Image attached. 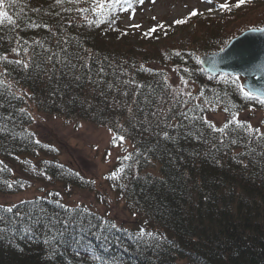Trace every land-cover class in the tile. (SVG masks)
Instances as JSON below:
<instances>
[{"label":"trees","instance_id":"16d2710c","mask_svg":"<svg viewBox=\"0 0 264 264\" xmlns=\"http://www.w3.org/2000/svg\"><path fill=\"white\" fill-rule=\"evenodd\" d=\"M161 1L144 0L140 4L133 0L132 8L118 11L114 22L89 26L83 14L75 10L77 6L68 0L63 4H57L56 0H16L15 3L5 0L4 10L20 27L14 30L6 24L0 27V54L10 53V49L17 46V40L28 41L29 46L40 41L46 47L56 48L58 40L69 39L70 50L79 51L92 67V82L85 71L69 72L62 76L59 91H56L53 88L55 81L49 83L46 78L37 79L35 73L29 78L25 73L13 70L15 66L0 65V70L6 67L11 73L5 79L11 92L34 94V99H28L26 103L13 100V105L26 108L31 117L34 110L67 122H87L111 129L113 134L126 136V142L131 143L129 153L146 148L155 151L147 153L151 163L140 161V176L144 179L129 180L122 176L114 181L107 178L123 164L130 163L123 161L127 153L119 156L105 177L117 202L124 203V209L136 217L134 226H120L114 218L86 206L94 214L90 219L96 227L85 232L83 242L101 259L94 261L83 252L77 257L70 248L61 249L64 255L53 256L42 243L39 232L35 238H28L22 235L21 228L15 235L11 231L0 235V264H68L69 261L71 264H264V157L257 155L259 148L250 158L244 155L248 149L242 144L232 145L226 141L220 145L208 135L210 130L199 124L200 117L209 120V115L220 113L224 115V121L219 125L215 123L219 127L232 113H238L241 121L264 131V106L245 100L234 85L220 80L222 74L212 75L213 79H209L210 74L199 62L204 55L222 51L244 32L264 27V0H252L251 4L241 8L233 7L221 18L195 16L179 25L176 32L160 28L133 42L125 21ZM199 1L205 3V0ZM230 3L234 5L235 1ZM88 15L94 19L91 13ZM29 22L47 24L52 31L32 28L27 26ZM177 52L179 56L175 54ZM16 58L15 54H9V59ZM101 66L107 75L98 77L96 73ZM75 75L81 78L77 80ZM181 77L189 81L187 86ZM165 78L170 90L190 92L194 97L204 93L199 101L186 96L183 99L189 100L188 108L201 104L203 111H190L189 116L197 117V127L205 131L211 144L183 136L175 142L160 141L157 144L155 136L132 127L129 114L118 103L124 98L119 92L108 91L106 86L107 82L115 83L117 79H134L151 85L147 91L155 89V93H160L166 86ZM97 79H103L105 83L97 85L94 83ZM53 91L55 95L50 94ZM9 111L13 110L0 109L5 115ZM245 113H261L262 116L254 125L243 118ZM177 122L189 124L179 116ZM33 125V119L18 111L13 112L12 121H0V126H6L8 130L0 132V194H17L34 186L42 187L46 193L28 201H37L49 213L63 214L52 201L74 207L76 205L66 202L65 197L76 190L95 194V184L80 171L60 162L57 148L41 141ZM238 160L248 166L244 167ZM122 183L127 187L121 189ZM8 184L12 187L8 188ZM17 205L24 212L31 207ZM38 210H33V215ZM105 220L115 223L120 230L102 233L101 228H106ZM0 227L4 225L0 223ZM141 228L166 239L158 247L138 243L135 235ZM104 237H107L106 241Z\"/></svg>","mask_w":264,"mask_h":264},{"label":"snow or ice","instance_id":"6c2138e0","mask_svg":"<svg viewBox=\"0 0 264 264\" xmlns=\"http://www.w3.org/2000/svg\"><path fill=\"white\" fill-rule=\"evenodd\" d=\"M15 3L16 0H11ZM69 3L77 6L75 10L83 14V18L89 26H100L104 23L114 22L115 15L118 11H126L132 8L133 0H68ZM144 0H138V3L143 4ZM155 3V0H152ZM206 3L212 4V0H205ZM57 4H63L64 0H56ZM252 0H235V4L230 3V0H225L223 3H219L218 6L210 7L207 9L208 12L222 11L231 12L233 7L241 8L242 6L251 4ZM81 4H87V7H79ZM5 9V0H0V27L6 25L11 26L10 30H14L20 25L17 20H15L12 15H10ZM33 11H39V9H33ZM89 13L94 16V19L89 18ZM203 15L199 13L198 10H193L190 15L184 19H178L175 24L182 25L187 22L188 19L195 17L197 15ZM155 19V17L153 18ZM27 26L32 28H45L49 31L52 29L47 24H38L34 22H29ZM132 28H140L141 25L133 24L130 25ZM159 28H163V25H157L144 33V36L148 37L151 34L157 32ZM252 32L264 33V27H254L250 29ZM125 35L128 33L125 32ZM17 46L10 49L8 54H0V65H11L15 66L13 70H19L25 73L29 78L35 73L37 79L46 78L49 83L55 81L53 88L59 91V82L62 76L67 75L69 72L76 73L80 71H85L88 75V79L91 81L92 67L88 63L86 57L81 55L79 51L70 50L71 40L64 39L63 41H57V47H46L40 41H34V46H29L28 41H23L21 43L19 40L16 41ZM9 54H15L16 59H9ZM177 56L180 55L179 52L175 53ZM203 63V61H199ZM59 65V68H57ZM215 64L210 72H215ZM184 71H189L185 69ZM101 74L107 75L105 73L104 67H100L96 73L99 77ZM123 72L121 71V75ZM11 73L8 72L7 68L4 67L0 70V109L13 110L9 111L7 115L0 113V121H12L13 112L18 111L23 115H28L29 118L31 114L27 112L24 107L16 108L12 101H22L27 102L28 99H34V94L27 91L20 95L11 92L10 85L5 84V79L9 77ZM75 79L79 80L81 77L79 75L74 76ZM258 79H264V74L257 77ZM209 79H213L212 75H209ZM220 80L224 84H232L238 89L240 94L245 100L255 101L261 106H264V88H255L249 86L245 88L243 84L240 83V77L237 75L230 78V74L223 73L220 76ZM167 78H165V87L162 88L160 93H155V89H151V85L142 84L134 79L129 80H119L115 83L107 82L108 91L119 92L124 98L118 103L126 109L128 115L129 123L133 128H137L141 131L149 132L152 136L157 139V144L160 141L165 142H175L179 136L184 138L192 137L198 141H202L205 144H211L212 140L218 141L220 145L227 143L236 145L242 144L246 149H248L244 155L252 157L253 153L257 152V148L260 152L257 153L258 156L264 157V131H261L259 127H253L252 124L241 121L239 119L238 113H232L229 119L223 123L221 126H217L215 123L205 119L204 117L199 118V124L204 128L210 130L208 135L212 136V140L206 138L205 131L197 127V117L195 115L189 116V112H194L195 110L203 111L200 103H196L192 108H188L189 100L183 99V97H189L193 101H199L204 93L201 92L199 96H192L190 92H183V90L176 91L174 89L170 90L171 86L166 84ZM182 83L187 86L189 81L181 77ZM97 85L105 83L103 79H97L94 81ZM155 93V94H154ZM55 95V91L50 93ZM205 103L208 101L205 100ZM188 109V111H185ZM228 112V109H224ZM183 117L184 120L189 121L188 125L183 124V122H177V117ZM122 128L123 125H120ZM184 131L181 132L180 130ZM195 129V131L193 130ZM8 130L6 126H0V132L6 133ZM111 131V129H110ZM127 131V130H125ZM175 133V135L173 134ZM243 133V135H241ZM216 134V135H213ZM126 136L123 134H114L112 142L118 147H123L126 142ZM36 143H39L37 140ZM255 145V147H253ZM219 150L218 148L216 149ZM155 151L154 148H146L144 151L137 149L134 153H127L123 157V161H129L128 164H122L117 171L111 173L108 179L117 181L122 178L129 180H140L144 179L140 176L139 165L141 159L147 163H151V159L147 155L149 152ZM238 163L247 167L248 165L243 160H238ZM258 163L259 161H253ZM78 175V174H77ZM51 179V177H47ZM94 183V182H92ZM8 188L12 185L8 184ZM121 189L127 187L125 184H120ZM55 195L59 196V193ZM57 208L62 210L60 212L49 213L48 210L39 204L37 201H21V204L31 205L28 211L24 212L20 210V205H10L5 206L0 204V223L4 227H0V235H3L9 231L13 235L16 234L22 228V235L28 238H35L37 232L43 237L42 243L47 245L51 250V254L54 255H64L61 249H71L73 254L77 257L81 253H87L92 260H99L101 257L97 256L95 251L89 248L84 241V234L91 228L96 227V225L91 223V217L94 215L90 210L84 206L81 207L77 204L74 207H67L60 201H52ZM39 209L36 215H33V210ZM15 210V211H14ZM88 221L86 224L85 221ZM43 226L40 228V226ZM106 228H101V232L110 231L116 229L117 225L113 222L104 221ZM19 226V227H18ZM98 239L100 237H97ZM105 241L107 237H104ZM135 239L138 243L144 244L148 247H158L159 244L166 239L158 233L148 231L147 229L141 228L135 235ZM71 264V261L68 262Z\"/></svg>","mask_w":264,"mask_h":264},{"label":"rangeland","instance_id":"374dc122","mask_svg":"<svg viewBox=\"0 0 264 264\" xmlns=\"http://www.w3.org/2000/svg\"><path fill=\"white\" fill-rule=\"evenodd\" d=\"M223 2L225 0H212V4L202 3L199 0H162L147 7L135 18L128 19L125 26L132 31V41L136 42L144 36L145 32L157 25H163V28L171 32L178 31L179 25L175 24V21L188 17L193 10L203 13V15H197L200 18H221L224 12H208L207 9ZM133 24H139L141 27L138 29L130 27ZM32 114L35 118L33 130L37 137L55 146L61 162L76 168L95 184L97 193L76 190L73 195L65 197L64 200L69 204L91 207L114 218L120 226H134L137 222L136 217L124 209V203L117 202L105 179L117 158L126 154L125 148L127 151L130 150L129 144L126 142L123 147L115 146L112 142L113 133L103 127L85 122H67L62 118L41 114L34 110ZM261 115V113L251 115L245 113L243 118L257 125ZM208 119L219 125L224 121V115L213 114L209 115ZM41 189L34 186L18 194H2L0 204L10 206L19 204L21 201L32 200L46 193L44 188L41 187Z\"/></svg>","mask_w":264,"mask_h":264},{"label":"water","instance_id":"95a60500","mask_svg":"<svg viewBox=\"0 0 264 264\" xmlns=\"http://www.w3.org/2000/svg\"><path fill=\"white\" fill-rule=\"evenodd\" d=\"M203 69L211 75L228 73L244 79L243 85L264 88V33L247 31L214 54L201 57ZM215 64V72H210Z\"/></svg>","mask_w":264,"mask_h":264},{"label":"bare ground","instance_id":"6f19581e","mask_svg":"<svg viewBox=\"0 0 264 264\" xmlns=\"http://www.w3.org/2000/svg\"><path fill=\"white\" fill-rule=\"evenodd\" d=\"M126 21H127V20H126ZM126 21H125V22H126ZM124 25H125V23H124ZM126 27H127V26H126ZM159 29H160V28H159ZM159 29H158V30H159ZM129 30H130V29H129ZM130 32L132 33L131 30H130ZM261 116H262V115H261ZM85 123H87V122H85ZM88 124H91V123H88ZM92 125H94V124H92ZM103 128H104V127H103ZM105 129H107V128H105ZM107 130H109V129H107ZM109 131H110V130H109ZM113 135H114V134H113ZM127 143H128L129 146L131 147V143H130V142H127ZM118 158H119V157H118ZM118 158H117V159H118ZM59 161H60V160H59ZM116 161H117V160H116ZM116 161H115V162H116ZM60 162H61V161H60ZM114 164H115V163H114ZM114 164H113V166H114ZM113 166H112V167H113ZM73 168H74V167H73ZM75 169H76V168H75ZM76 170H77V169H76ZM78 171H79V170H78ZM108 173H109V172H108ZM108 173H107V174H108ZM105 177H106V176H105ZM17 194H18V193H17ZM0 195H2V194H0ZM4 195H6V194H4ZM9 195H13V194H9ZM41 196H42V195H41ZM16 205H17V204H16Z\"/></svg>","mask_w":264,"mask_h":264}]
</instances>
